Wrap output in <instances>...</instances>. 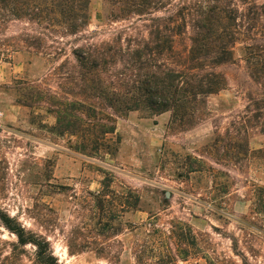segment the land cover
I'll use <instances>...</instances> for the list:
<instances>
[{"label": "rangeland", "instance_id": "rangeland-1", "mask_svg": "<svg viewBox=\"0 0 264 264\" xmlns=\"http://www.w3.org/2000/svg\"><path fill=\"white\" fill-rule=\"evenodd\" d=\"M52 2L53 14L49 0L19 5L20 18L0 9V216L46 241L56 264H264V216L255 210L264 71L261 82L251 77L243 44L219 68L227 88L194 125L131 111L116 119L112 150L84 154L78 135L57 130L56 110L76 101L73 50L147 37L148 22L119 18L117 0H91L88 26L67 35L63 0ZM223 3L259 20L253 34L264 36V0ZM0 264H38L36 248L21 246L1 220Z\"/></svg>", "mask_w": 264, "mask_h": 264}, {"label": "trees", "instance_id": "trees-1", "mask_svg": "<svg viewBox=\"0 0 264 264\" xmlns=\"http://www.w3.org/2000/svg\"><path fill=\"white\" fill-rule=\"evenodd\" d=\"M33 1L0 0V9L20 18L18 6L28 7ZM49 1L53 14L58 8L54 0ZM90 2L63 0L59 13L67 35H78L88 26ZM173 2L117 0L123 5L118 17H145L148 36H118L111 42L88 43L73 50L78 90L69 95L76 101L56 110L57 130L78 135L84 154L112 150L109 137L116 132V119L131 111L171 112L172 125H194L208 98L227 88L228 80L219 68L234 63L238 43L243 44L251 77L261 82L264 36L253 34L259 20L249 21L223 0H182L168 16H157L174 6ZM255 196L256 213L264 216V188L257 189ZM0 220L21 246L36 248L38 264H56L46 241L14 226L6 215Z\"/></svg>", "mask_w": 264, "mask_h": 264}]
</instances>
